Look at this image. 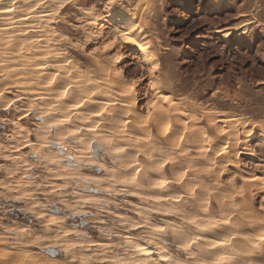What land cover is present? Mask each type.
I'll return each instance as SVG.
<instances>
[{
  "label": "rangeland",
  "instance_id": "1",
  "mask_svg": "<svg viewBox=\"0 0 264 264\" xmlns=\"http://www.w3.org/2000/svg\"><path fill=\"white\" fill-rule=\"evenodd\" d=\"M35 1L0 0V264H264V0Z\"/></svg>",
  "mask_w": 264,
  "mask_h": 264
},
{
  "label": "bare ground",
  "instance_id": "2",
  "mask_svg": "<svg viewBox=\"0 0 264 264\" xmlns=\"http://www.w3.org/2000/svg\"><path fill=\"white\" fill-rule=\"evenodd\" d=\"M35 1V0H34ZM27 2V1H26ZM36 2V1H35ZM4 3V2H3ZM3 3H2V1H1V5L3 6ZM24 3V2H23ZM0 5V6H1ZM9 7H11V6H9ZM3 8V7H2ZM2 8H0V13L2 14V16H3V14H5V16H6V14H8L6 17H14V16H11V13H10V11H8V10H6V9H2ZM6 8V7H5ZM12 9V8H11ZM22 9H24V8H22ZM21 9V10H22ZM10 10V9H9ZM16 11V10H15ZM17 15H19V14H17ZM1 16V15H0ZM31 17V16H30ZM14 19H16V18H14ZM114 19H115V17H114ZM114 19H112V20H114ZM7 20V19H6ZM17 20V22H19V23H25V18H24V16H23V14H20L19 15V19H16ZM15 20V21H16ZM115 21V20H114ZM116 21L118 22L119 21V19H117L116 18ZM9 22V21H8ZM27 24V23H26ZM23 25V24H22ZM21 27V26H20ZM141 27V26H140ZM20 32V31H19ZM126 33V32H125ZM141 34V33H140ZM26 35V34H25ZM121 35V34H120ZM138 37V36H137ZM137 37H134V36H131V35H129L128 33H126V34H124V36H123V39H121V40H123V44L126 46V47H129V49H133V50H135V51H137V52H139L140 54H142L143 56H149V51H148V44H147V42H145V40H143V39H139V38H137ZM121 38H122V36H121ZM18 39V38H17ZM20 39V38H19ZM22 39V38H21ZM17 43V42H16ZM40 55V54H39ZM36 57V56H35ZM142 57V56H141ZM59 58V57H58ZM149 60L151 61V62H153V63H156V64H158V60H157V58H154V57H152V56H149ZM57 61V60H56ZM36 68V67H35ZM34 68V69H35ZM33 69V68H32ZM66 76V75H65ZM85 76V75H84ZM77 80H79V79H77ZM81 81V80H80ZM153 85H151L152 87H153V93L155 94V97H156V99H157V103H158V109H157V111H155V113H158L155 117H156V119L154 118V116H153V118L155 119V121H154V124L156 125V124H159V123H161V122H163V124H166V126L167 125H170V127H174V128H172V129H175V130H172L170 127H169V129H168V127H167V130H170V131H167V133H166V136L165 137H167L168 139H171V138H173V137H181V139L183 138V139H185V142H184V144H182V148L183 149H185L186 148V150L188 149V147H190L191 145H190V143H191V139H190V142H189V136H190V133H182V134H179L178 133V130H180V129H184L185 127H186V125L187 124H185L186 122H188V123H190L189 121H192L193 120V117L190 115V117H189V114L188 113H190V112H186L185 110H183V111H180V112H177L176 113V109H177V105H174V103H172L171 102V98H170V96L169 95H167L166 93H164V92H162L161 90H160V88L158 87V85H159V82H158V80L157 79H153ZM120 86V85H119ZM77 87V86H76ZM118 88V87H117ZM120 88H122L121 86H120ZM123 89V88H122ZM124 97V96H123ZM129 97V96H128ZM127 97V98H128ZM89 99V98H88ZM89 101V100H88ZM101 101V100H100ZM90 102V101H89ZM105 103V102H104ZM120 104H121V102H120ZM119 104V102L117 103H114L113 102V104H111L112 106L114 105L115 107L114 108H117L118 110L121 108L120 105ZM156 104V103H155ZM162 104H166V108L167 109H165L166 111H164V106L162 105ZM110 105V106H111ZM153 105L154 104H152V107H153ZM157 105V104H156ZM126 106V105H125ZM124 106V107H125ZM127 107V106H126ZM117 109H115V110H117ZM127 110L129 109V108H126ZM125 109V110H126ZM64 110V109H63ZM112 110V109H111ZM114 110V109H113ZM121 110V109H120ZM119 110V111H120ZM126 110V111H127ZM132 110V109H131ZM122 111V110H121ZM130 111V110H129ZM161 111H163L164 113H161ZM168 112V113H167ZM170 112V113H169ZM121 113V112H120ZM153 115H155V114H153ZM90 116H92V115H90ZM93 116H94V114H93ZM125 116V115H124ZM123 116V117H124ZM130 116H131V121H130V123H127V125H126V128L127 129H131L132 131H134L133 129L134 128H136L135 127V125H137V124H134L133 125V123H134V121H136V117H134L133 116V114L130 112ZM116 117V116H115ZM101 118V117H100ZM114 118V117H113ZM129 118V117H128ZM82 119V118H81ZM91 119H92V117H91ZM120 119V118H119ZM153 119V120H154ZM171 119H173V121L171 120ZM176 119V120H175ZM180 119H182L183 120V122H185V123H181L180 121ZM113 120V119H112ZM178 120H180V121H178ZM114 121V120H113ZM112 121V122H113ZM132 121H133V123H132ZM151 121V120H150ZM213 121V120H212ZM211 121V122H212ZM220 121H222V120H220ZM111 122V123H112ZM153 122V121H152ZM173 122V123H172ZM195 122V121H194ZM192 123V122H191ZM197 123V122H196ZM218 123H220L219 122V119H216L215 118V120H214V123H213V125H216V124H218ZM153 124V123H152ZM221 124V123H220ZM219 124V125H220ZM224 124H225V121H224ZM227 124V123H226ZM191 125H193V124H191ZM212 125V124H211ZM213 125H212V127H213ZM58 126V125H57ZM138 126V125H137ZM164 127H165V125H163ZM188 126H189V124H188ZM139 127V126H138ZM155 127V126H154ZM163 127V128H164ZM192 127V126H191ZM194 127V126H193ZM196 127V126H195ZM187 128V127H186ZM204 128V127H203ZM219 128V127H218ZM189 129H191V128H189ZM198 129V128H197ZM87 130V129H86ZM139 130H141V129H139ZM138 130V131H139ZM165 130V129H164ZM187 130V129H186ZM194 130V129H193ZM229 130V129H228ZM136 131V130H135ZM166 131V130H165ZM213 131V130H212ZM215 131V130H214ZM189 132H192V131H190L189 130ZM218 132H219V130H218ZM193 133V132H192ZM229 133H230V131H229ZM219 135H218V140H220L221 138H223V137H226V134H224L223 132H219L218 133ZM223 136V137H222ZM228 136H229V134H228ZM231 136V135H230ZM248 137V136H247ZM202 138V137H201ZM204 138V137H203ZM227 138V137H226ZM225 138V139H226ZM165 139V138H164ZM163 139V140H164ZM229 142V141H228ZM115 143V142H114ZM202 143H205V141L204 140H199V143L198 144H202ZM163 144V143H162ZM228 144H230V143H228ZM196 145V144H195ZM207 146V145H206ZM227 146V145H226ZM108 147V146H107ZM107 147H106V150H107ZM169 147V146H168ZM213 148V147H212ZM214 148H217V147H214ZM197 150V149H196ZM194 151V150H193ZM201 152V151H200ZM202 152H203V150H202ZM221 153V152H220ZM210 154V153H209ZM216 154V153H215ZM215 154H212V155H215ZM236 154H237V157H240L241 155H243V156H246V157H251V156H253V154H255V152H253V154H252V151H251V149H248V148H238V151H236ZM211 155V154H210ZM256 156V155H255ZM255 158V157H254ZM197 162H199V160L197 161ZM204 163V162H203ZM206 164V163H205ZM223 164V163H222ZM90 165H93V163L92 164H90ZM244 165V164H243ZM236 166V165H235ZM239 168V167H238ZM246 168V167H245ZM244 171V170H243ZM245 173V172H244ZM146 176V175H145ZM259 178V177H258ZM252 179V178H251ZM253 180H255V179H253ZM257 180H260V179H257ZM155 181V180H154ZM167 181V180H166ZM246 181V180H245ZM250 181V180H249ZM261 181V180H260ZM157 182V181H156ZM247 182V181H246ZM258 182V181H257ZM187 183V182H186ZM249 183V182H248ZM166 185V184H165ZM150 191V190H149ZM150 193V192H149ZM154 193V195L153 194H151V195H153V196H155V195H157L158 193H156V192H153ZM169 193V192H168ZM168 193L167 194H164V196L165 197H163V200H159V201H157L156 199L155 200H152L153 202H155V204H163V203H165L166 201H169L168 200V198H167V195H168ZM199 193V192H198ZM160 196V195H159ZM156 197V196H155ZM161 197V196H160ZM242 200V199H241ZM236 201V200H235ZM234 201V202H235ZM238 201H240V200H238ZM150 202V201H149ZM241 203H242V201H241ZM247 203V202H246ZM245 203V204H246ZM236 204V203H235ZM239 204V203H238ZM238 204H236V205H238ZM241 205H243V204H241ZM163 206V205H162ZM239 206V205H238ZM241 208V207H240ZM245 208V207H244ZM195 211V210H194ZM241 211V210H240ZM197 214V213H196ZM199 214V213H198ZM245 228V227H244ZM247 232V231H246ZM68 233L69 234H74V233H78L77 231H68ZM180 235V234H179ZM181 235H182V233H181ZM184 235V234H183ZM247 235H249V234H247ZM203 238V237H202ZM203 240H204V238H203ZM208 242V241H207ZM83 243V242H82ZM212 243H213V240H212V242H211V245H212ZM210 244V243H209ZM214 244V243H213ZM80 246H81V244H79ZM83 245V244H82ZM90 245H94L93 243L92 244H90ZM156 255V254H155ZM165 261H167V259L165 260ZM165 261H164V263H165ZM170 261H172V260H170ZM169 260L166 262V263H168V262H170ZM131 263V262H130ZM165 263V264H166ZM169 264V263H168ZM171 264H173V263H171ZM178 264V263H177Z\"/></svg>",
  "mask_w": 264,
  "mask_h": 264
},
{
  "label": "snow or ice",
  "instance_id": "3",
  "mask_svg": "<svg viewBox=\"0 0 264 264\" xmlns=\"http://www.w3.org/2000/svg\"><path fill=\"white\" fill-rule=\"evenodd\" d=\"M116 43L117 42L115 40H113L110 45L106 46L105 50H107L108 47L115 46Z\"/></svg>",
  "mask_w": 264,
  "mask_h": 264
}]
</instances>
